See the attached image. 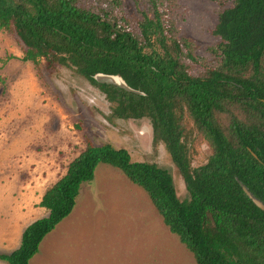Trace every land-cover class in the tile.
I'll list each match as a JSON object with an SVG mask.
<instances>
[{
  "label": "trees",
  "instance_id": "trees-1",
  "mask_svg": "<svg viewBox=\"0 0 264 264\" xmlns=\"http://www.w3.org/2000/svg\"><path fill=\"white\" fill-rule=\"evenodd\" d=\"M0 0V30L12 31L24 46L22 62L44 61L49 71L73 70L107 101L112 116L148 119L153 145L162 144L181 176L187 199L180 201L169 173L153 163L133 162L124 149L88 146L65 175L43 194L45 218L23 231L19 247L0 254L7 264H29L39 245L67 218L83 184L99 165L118 170L143 190L168 231L195 264H264V0H227L210 49L217 64L201 76L182 59H196L187 41L163 27L156 0L131 24L120 0ZM97 74L119 76L138 94L98 84ZM208 142L212 154L192 168L184 115ZM226 121V122H225Z\"/></svg>",
  "mask_w": 264,
  "mask_h": 264
},
{
  "label": "rangeland",
  "instance_id": "rangeland-1",
  "mask_svg": "<svg viewBox=\"0 0 264 264\" xmlns=\"http://www.w3.org/2000/svg\"><path fill=\"white\" fill-rule=\"evenodd\" d=\"M156 1L168 37L187 41L189 50L183 48V54L196 59H182L188 73L201 76L215 66L210 49L220 41L213 31L218 15L231 2ZM120 2L124 15L136 25L147 7L140 0ZM101 3L89 2L97 8L112 7L108 0ZM23 52L12 31L0 30V231L7 206L13 207L10 217L17 215L13 193L19 191L14 182H22V193L33 191L38 200L88 146L109 144L126 150L133 162L156 164L171 176L178 199H187L165 147L152 143L148 119L114 118V104L98 88L73 70L49 71L42 60L36 65L22 62ZM183 126L191 167L204 165L212 149L186 114ZM46 213L40 209L35 217H23V225ZM53 232L43 239L29 264H195L192 254L163 224L147 194L106 165H99L93 181L82 185L71 214ZM9 235L19 239L18 232L3 231L0 239ZM11 251L0 248V254ZM0 264L7 263L0 260Z\"/></svg>",
  "mask_w": 264,
  "mask_h": 264
},
{
  "label": "crops",
  "instance_id": "crops-1",
  "mask_svg": "<svg viewBox=\"0 0 264 264\" xmlns=\"http://www.w3.org/2000/svg\"><path fill=\"white\" fill-rule=\"evenodd\" d=\"M14 185H15V188H17L18 189V191H19V193H13V196H14V194H16L17 196L16 197H14L16 200H17V202H16V207H17V209H16V211H17V215H16V217H14L13 218V216L12 217H10V215H11V213L13 214V207H9V206H7L5 209H4V225H2V226H4V230H1L0 232H12L13 234L15 233V234H17V232H18V238L19 239H17V240H15L14 238H13V235H9V237L8 238H6V239H0V248L2 249V250H4L5 249V251H10V250H12L11 252H13L14 250H16L18 247H19V245H20V242H21V236H22V233H23V231L26 229V227L27 226H29V225H26L27 223H25L24 225H23V217H25V216H27L26 218H32V217H35V215H37L38 214V211H40V209H43V208H41V207H39V202L41 201V198L42 197H39V199L38 200H36L35 198H34V193H33V191H29V192H27V194H25V193H22L23 191L22 190H24V186H23V184H22V182H18V181H16V182H14ZM17 192V191H16ZM80 192H81V189H80ZM19 194H21L20 196H19ZM43 196V195H42ZM13 199V198H12ZM35 203L34 204V206L32 205V207H29V203ZM20 203V204H19ZM35 205H37V206H35ZM27 210H26V209ZM45 210V209H44ZM47 213L46 214H44V215H42V217L41 218H39V219H42V218H45V217H47V215H48V211L47 210H45ZM66 219V218H65ZM36 220H38V219H36ZM34 222V221H33ZM32 223V222H31ZM30 223V224H31ZM60 224V223H59ZM58 224V225H59ZM26 225V226H25ZM57 225V226H58ZM56 226V227H57ZM54 231V230H53ZM51 232V233H54V232ZM62 232H65V231H62ZM50 235H53V234H50Z\"/></svg>",
  "mask_w": 264,
  "mask_h": 264
},
{
  "label": "water",
  "instance_id": "water-1",
  "mask_svg": "<svg viewBox=\"0 0 264 264\" xmlns=\"http://www.w3.org/2000/svg\"><path fill=\"white\" fill-rule=\"evenodd\" d=\"M94 80L98 84L113 86L121 90H124L128 93L138 94L137 91L129 88L119 76H109V75L97 74L94 76ZM242 190L257 208H259L260 210H264V205L259 200L255 199L245 187H242Z\"/></svg>",
  "mask_w": 264,
  "mask_h": 264
}]
</instances>
